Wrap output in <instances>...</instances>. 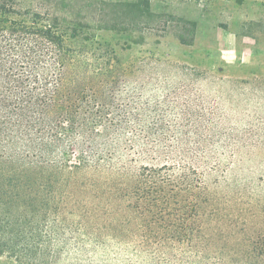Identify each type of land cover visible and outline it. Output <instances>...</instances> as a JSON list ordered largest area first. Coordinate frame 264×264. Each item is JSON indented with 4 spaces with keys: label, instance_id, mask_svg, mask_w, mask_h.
<instances>
[{
    "label": "trees",
    "instance_id": "16d2710c",
    "mask_svg": "<svg viewBox=\"0 0 264 264\" xmlns=\"http://www.w3.org/2000/svg\"><path fill=\"white\" fill-rule=\"evenodd\" d=\"M71 28L67 37L55 19L0 0V256L59 264L68 241L76 258L111 241L114 259L134 264H264V219L213 203L194 157L181 164L172 153L133 177L127 160L118 163L163 123L143 118L146 100L115 50L71 44ZM127 125L145 138L125 135ZM87 186L103 188L68 200V188Z\"/></svg>",
    "mask_w": 264,
    "mask_h": 264
},
{
    "label": "rangeland",
    "instance_id": "374dc122",
    "mask_svg": "<svg viewBox=\"0 0 264 264\" xmlns=\"http://www.w3.org/2000/svg\"><path fill=\"white\" fill-rule=\"evenodd\" d=\"M18 1L55 19L67 37L77 27L71 44L109 45L123 69L132 71L123 77L134 96L146 100L143 118L160 119L163 128L147 146L124 152L118 163H130V177L141 165L170 163L180 151L181 164L195 158L190 166L213 203L241 205L247 215L264 219V0ZM148 57L151 64L139 62ZM124 133L145 138L133 126ZM156 149L163 154L150 152ZM102 188H68L66 196L91 198ZM68 242L59 264H134L114 259L111 241L77 258ZM0 264L21 263L0 256Z\"/></svg>",
    "mask_w": 264,
    "mask_h": 264
}]
</instances>
